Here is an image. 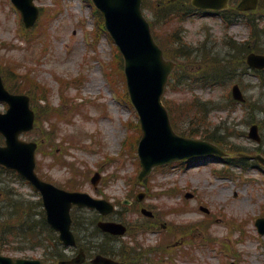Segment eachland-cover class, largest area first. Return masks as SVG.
Instances as JSON below:
<instances>
[{
  "label": "rangeland",
  "instance_id": "obj_1",
  "mask_svg": "<svg viewBox=\"0 0 264 264\" xmlns=\"http://www.w3.org/2000/svg\"><path fill=\"white\" fill-rule=\"evenodd\" d=\"M38 4L46 9H55L58 13L51 20L43 22L46 32L42 37L33 43H26L25 40L18 41V38L24 37L19 16L12 4L9 0H0V46L3 45L2 41L10 46L8 49H0V61L7 66L10 65V60L15 61L23 70H33L34 76L51 89L53 105L59 109L64 106L67 110L65 116H62L67 119H59L61 116L55 118L59 121L58 155L61 157L66 154L65 158L76 163L80 171L89 172L88 179L85 176L84 179L80 176L76 178L77 182H81V191L114 202L119 214L110 219L116 218L121 222L124 220L131 228L130 233L121 238L120 242L112 241L109 246L118 250L122 244L135 248L138 243L136 254H145L149 246H158L166 241L169 226H185L188 229L184 230V238L172 239V242L180 241L181 245L174 248V254L172 251L162 257L163 264H264V236H260L255 226V219L264 214V168L250 162L247 169H243L241 163H234V158L228 162L211 161L190 168L185 164H173L157 169L145 184L129 183V179L137 176L138 167L135 156L122 154V142L129 132L126 123L136 122L138 117L136 111L122 103L119 96L126 88L124 80L119 78L113 87L105 75V62L113 59L112 42L105 33L98 42L93 41L91 31L96 28V18L86 0H61L60 3L59 0H39ZM147 16L154 18L151 12H147ZM41 21H38L36 27H40ZM183 28L184 38L178 36V39L184 43L185 50H197L201 44L206 43L202 45L204 49L201 52L192 54L193 60L197 57L201 60V54H208L209 51L224 64L228 61L222 58L227 55L228 38L234 37L236 42L243 43L250 35L246 25L227 28L218 16L212 15L195 14L183 23ZM173 31L174 25L162 26L160 29L164 39ZM228 55L229 58L232 57ZM229 66L233 70L231 73H220L218 85L204 87V79L199 76L194 81L186 82L185 78L178 88L168 90L166 99L174 108L187 106L183 102L195 97L200 98L203 101L201 103H206L208 107L207 123L196 122L192 119L194 110H188L191 124H185L178 117V126L175 124L174 127L180 134L186 132L196 137L202 136V125L210 130L212 127V130L218 129L219 134L225 136V146L235 145L245 152L264 155V73L258 75L233 62ZM196 75L194 73L193 76ZM78 78H82V83L75 82ZM62 79L67 82L66 85H62ZM236 83L241 86L248 106L231 102V89ZM80 91L86 101L74 113V107L83 100L77 99L76 93ZM113 93L118 95L120 102L113 98ZM62 94L69 98L68 103H63ZM6 108L5 104L0 103V112H5ZM254 123L260 126V143L248 136L249 128ZM219 134L216 136H220ZM22 138L31 141L36 140L38 135L28 133ZM70 143L74 145H69ZM108 157L113 159L108 160ZM52 163V159L45 158L43 154L37 155V168L41 165L39 173L57 186L64 187L73 176L72 169L70 165L52 166ZM97 171L103 177L99 187L94 188L91 177ZM0 180L3 181L0 185L9 189L13 200L18 202L21 209L30 208L32 222H28V225L43 227L40 221L43 209L37 204L41 199L39 192L13 174L0 171ZM170 189H174L176 193H166ZM141 191H145L147 197L144 202L136 205H141L139 210L133 208V205H122L125 198L135 201V196ZM188 192L195 195L193 199L185 197ZM13 205L0 196V234L7 231L8 225H11L10 230H16L13 225L21 222L19 219H10L16 213ZM201 206L208 208L210 213L201 211ZM142 207L156 212L153 221L160 226L156 232L144 230L148 220L141 214ZM73 211L77 222H80L76 226L79 243L82 247H87L88 253L94 256L97 249H89V246L100 245L105 238L104 234L96 230L95 221L99 214L86 208H76ZM28 225L23 224V229ZM163 226L167 227L162 229ZM47 235L49 236L48 233ZM45 236L42 234L36 238H17L2 253L23 258H39L46 254L50 256L53 247ZM133 237L137 238L136 241ZM192 237L206 241L188 246ZM170 242L168 239L166 244L175 247ZM223 244L229 248L224 249L237 256L218 252ZM57 247L66 257L74 251L65 249L62 245ZM181 251H184L185 256L181 255ZM187 251H192V255H186ZM146 256L150 259L157 258L156 252ZM144 264L153 263L144 259Z\"/></svg>",
  "mask_w": 264,
  "mask_h": 264
},
{
  "label": "water",
  "instance_id": "obj_2",
  "mask_svg": "<svg viewBox=\"0 0 264 264\" xmlns=\"http://www.w3.org/2000/svg\"><path fill=\"white\" fill-rule=\"evenodd\" d=\"M226 3L227 0H213ZM106 19V26L120 46L126 64L129 90L136 105L144 136L139 153L144 166L140 179L148 176L157 165L177 160L191 159L209 154L223 156L214 144L178 136L170 124L166 109L161 102L164 86L174 63L163 57L161 49L152 40L148 24L141 13L142 0H95ZM257 0H243L240 8L255 7ZM251 66L264 68V56L251 54ZM235 97L242 99L238 87ZM0 100L7 101L10 109L6 115L0 114V130L7 136V147H0V163L19 170L33 181L44 196L48 220L62 232L66 244H75L70 232V209L73 204L97 207L104 214L113 211V206L105 201H97L86 194L67 193L41 182L34 173L35 144L19 141V134L33 128L34 113L29 108V98L8 93L0 78ZM252 136L258 138L256 127ZM189 197H191L189 195ZM150 214V213H147ZM258 226L264 233V219ZM101 227L113 234H123L125 228L112 223H102ZM103 263H109L102 260ZM0 264H40L39 261L19 260L14 263L0 256Z\"/></svg>",
  "mask_w": 264,
  "mask_h": 264
},
{
  "label": "trees",
  "instance_id": "obj_3",
  "mask_svg": "<svg viewBox=\"0 0 264 264\" xmlns=\"http://www.w3.org/2000/svg\"><path fill=\"white\" fill-rule=\"evenodd\" d=\"M262 8L264 9V0H263V3H262ZM264 13V12H263ZM15 89V88H14ZM27 89V88H26ZM15 90H17V91H23L24 90V88H22V87H17ZM49 109V108H48Z\"/></svg>",
  "mask_w": 264,
  "mask_h": 264
}]
</instances>
